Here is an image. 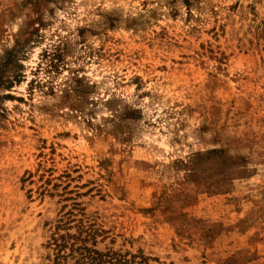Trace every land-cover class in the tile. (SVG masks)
<instances>
[{"label": "rangeland", "instance_id": "obj_1", "mask_svg": "<svg viewBox=\"0 0 264 264\" xmlns=\"http://www.w3.org/2000/svg\"><path fill=\"white\" fill-rule=\"evenodd\" d=\"M57 226L264 264V0H0V264Z\"/></svg>", "mask_w": 264, "mask_h": 264}, {"label": "trees", "instance_id": "obj_2", "mask_svg": "<svg viewBox=\"0 0 264 264\" xmlns=\"http://www.w3.org/2000/svg\"><path fill=\"white\" fill-rule=\"evenodd\" d=\"M57 229L49 242L55 250L52 264H67L69 259L74 260L71 264H151V260H156L141 250L136 254L115 250L104 252L96 248L95 240L89 245L87 237L71 234L68 230L62 232L60 226Z\"/></svg>", "mask_w": 264, "mask_h": 264}]
</instances>
